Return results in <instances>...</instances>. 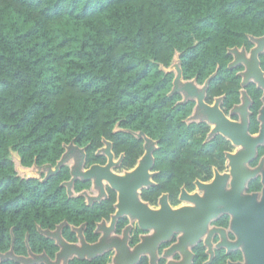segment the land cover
Instances as JSON below:
<instances>
[{
  "label": "trees",
  "instance_id": "1",
  "mask_svg": "<svg viewBox=\"0 0 264 264\" xmlns=\"http://www.w3.org/2000/svg\"><path fill=\"white\" fill-rule=\"evenodd\" d=\"M238 6V0H0V132L9 126L23 131L42 114L29 132L33 138L13 150L22 165L30 166L54 164L62 144L71 141L79 146L100 145L105 138L113 141L116 151V144L124 142L135 155L140 143L128 133L113 130L115 126L141 129L158 139L156 168L171 176L172 185L202 173L196 171L198 158L204 159V172L209 175L210 165L216 163L214 154L222 156L214 145L205 144L201 150L187 147L178 160L170 155V146L177 151L193 136L190 126L180 120L187 111L172 107L174 98L168 96L172 74L160 66L167 67L178 53L184 77L198 72L204 80L216 70L208 95L225 93L229 103V48L219 51L218 42L240 36L236 21L225 27L229 23L225 17ZM261 15L264 9L258 12V21ZM115 31L127 35L113 47L107 42ZM97 34L108 51L119 52L110 64L103 50L97 53L90 46L89 40ZM173 38L175 44L169 43ZM125 45L135 49V59L121 50ZM213 53L219 63L211 59ZM96 56L105 63L92 64ZM73 90L83 101L82 111H87L82 121H74L70 114L60 116ZM47 124L51 125L48 131L37 135ZM22 153H35V158L28 161ZM9 155L0 158V239L9 226L26 221L25 216H41V208L58 207L52 203L56 198L48 195L61 191L56 177L40 183L16 176ZM255 183L260 188L259 181ZM27 208L32 210L25 212ZM13 230L16 235L22 232Z\"/></svg>",
  "mask_w": 264,
  "mask_h": 264
},
{
  "label": "flooded vegetation",
  "instance_id": "2",
  "mask_svg": "<svg viewBox=\"0 0 264 264\" xmlns=\"http://www.w3.org/2000/svg\"><path fill=\"white\" fill-rule=\"evenodd\" d=\"M250 40L255 43V47L247 51L244 48L238 50L236 47L227 50L230 54L227 68L232 74V96L229 103L226 101L225 93L208 95L209 83L216 75V70L211 78L208 76L204 80L199 79L198 72L187 78L183 75L180 63L181 78L177 85L174 84L176 70L166 71L172 74L171 87L168 91V96L174 98L172 107L181 106L187 111L180 120L186 126H190L188 130L190 136H193L191 143L179 145L177 151L175 147L170 146V155L174 156L173 160H178L184 156L187 147L201 150L205 144L214 145V151L221 149L222 156L214 154L216 163L210 165L209 175L204 172V159L198 158L196 171L202 173L193 180L172 185L171 176H163L161 170L156 168L158 161L156 153L160 148L158 139L148 136L141 129L133 131L118 126H115L117 130L114 129L113 133L117 131L128 133L140 143L135 155L133 149L125 147L126 143H117L118 151H116L113 141L105 138H102L100 145L79 146L71 141L70 146L71 142L63 143V151L54 164L34 162L30 166H24L19 155L13 151L23 167L36 169L26 177L17 174L16 176L24 180L34 179L40 183L53 176L57 180L60 179L58 187L61 191H53L48 195L56 198L52 203L59 205L58 207H43L40 209L43 212L41 216L29 214L24 217L26 221L9 226L4 235H1L0 264H123L124 262L125 264H188L189 261H191L189 264L198 262L199 264H236L243 262V250L241 245H237V232L231 224V215L227 212L210 216L208 223L201 222L194 225L192 228L195 231L198 228V233L192 242L185 240V246L177 250L175 245L180 238L179 235H188L183 228L175 224H168L159 229L155 225L143 227L131 210H123L131 207L137 211H142L141 208L155 211L154 209L159 210L162 208L161 204H164L170 207L168 210L183 208L187 212L197 211L201 203L197 200L199 196L196 193H204V191L198 189L196 182H210L215 177V170L220 174L228 173L230 171L228 154H235L241 150H243L242 160L238 162L241 167L245 169L259 165L264 167V36L250 37ZM233 48H236V51H232ZM171 62L167 67H170ZM206 80L208 85L203 91ZM202 92H204V103L211 106L217 102L218 108L231 122L243 124L244 117L245 131L238 139H241L245 146L241 143L235 144L221 132L211 133L214 125L204 118L206 109L197 106V95ZM105 140L111 142L110 152L104 143ZM149 141L153 142L150 152L152 164L147 166L146 163L145 170L127 176L126 174L134 170L147 152L146 144L149 146ZM194 142L200 143V146L195 145ZM83 153L82 164L78 166ZM110 153H112V165L109 170L118 176L112 181L104 171ZM77 169L81 173H78ZM201 175L204 177L201 178ZM158 177L162 180L160 183L157 181ZM188 178L190 179V174ZM230 178L226 180L225 189L231 187ZM257 180L261 184L260 188L256 187ZM140 182L144 183L139 185ZM261 190L260 174L246 179L244 193L260 194ZM217 208L219 207L207 211L205 217ZM31 210L27 208L25 212ZM118 211L120 215L116 214ZM144 215L159 226H163L169 220L166 216L163 220L157 221L155 213ZM13 229L22 232L16 235ZM169 229H171L170 233L157 240L162 231ZM175 230H179V234L174 233ZM187 238L191 240L192 236ZM262 238L264 239V234ZM154 240L157 242L151 243ZM63 245L75 247L64 246L62 249ZM147 245L153 246V250H145ZM137 247L140 252L133 256V250ZM130 258L131 260L128 261Z\"/></svg>",
  "mask_w": 264,
  "mask_h": 264
},
{
  "label": "water",
  "instance_id": "3",
  "mask_svg": "<svg viewBox=\"0 0 264 264\" xmlns=\"http://www.w3.org/2000/svg\"><path fill=\"white\" fill-rule=\"evenodd\" d=\"M231 50L236 51V48H233ZM174 56L175 60L177 61V63L173 64V68L177 73L174 79V84L177 85L178 82H180L181 69L179 55L176 53ZM212 76L213 74H211L209 78H211ZM207 85L208 80L205 81L203 91L207 87ZM197 98V106L201 108L204 107L207 111V113H204V118L209 123L214 125L211 133L221 132L227 138H230L235 144L241 143L242 146H245L243 145L241 139H238V137L242 136V132L245 131V128L243 126L244 117L242 118L243 124L231 122L218 108L217 102L211 106L204 103V92L198 94ZM262 134L263 130L261 129V137ZM104 143L107 145V148H109L110 152L111 142L105 140ZM71 145L72 142L70 143V146ZM148 145L149 146H147L146 144L147 152L144 154L139 164L134 168L133 171L126 174L127 176L136 175L137 172L139 173L143 169L145 170L146 165L150 166L152 164L150 152L152 151L151 145H153V142L149 141ZM242 153L243 150L238 151L235 154H228V165L230 166V171L228 173L220 174L217 170H215V177L210 182H196L198 189H203L204 191V196L197 199H199L201 203L199 209L203 210H210L217 205H223V203L228 206V209L222 208L223 210L217 211L212 216H216L220 212H227L231 215V224H233V228L237 232V245H241L244 254L243 262H238L236 264H264V239L262 238V235L264 234V167L262 165L256 166L251 169H245L241 167L238 162L240 159L242 160ZM253 154L251 156H253ZM111 155L112 153L109 154V161L107 163V166L104 167V171L110 176V181L118 178L117 174H114L109 170L110 165H112ZM83 158L84 153L82 159L80 160V162H78V166L82 164ZM58 164H60V162H58ZM241 171L246 172L247 177L260 174L262 183V190L260 194L257 192H243L246 180L242 181L239 185L236 182V176ZM77 172L81 173L79 169H77ZM74 175L76 174L74 173ZM230 177L231 187L230 189H225L226 180H228ZM143 183L144 182H140L139 185H142ZM161 205L162 210L165 208H170L168 205ZM183 210L186 211L185 209ZM150 213L156 214L157 221L163 220L165 217L160 209L155 211L152 210ZM116 214L120 215L119 211ZM64 246L72 248L75 247L74 245H63L62 249L64 248ZM251 257L252 260H250ZM190 262L191 261H189V263Z\"/></svg>",
  "mask_w": 264,
  "mask_h": 264
},
{
  "label": "clouds",
  "instance_id": "4",
  "mask_svg": "<svg viewBox=\"0 0 264 264\" xmlns=\"http://www.w3.org/2000/svg\"><path fill=\"white\" fill-rule=\"evenodd\" d=\"M239 6L232 9L227 17H225L226 21H229L225 27H230L232 21L237 22V26L235 27V31L240 33V36H235L233 34L230 40H222L218 42V50L222 52L225 48L236 47L238 50L240 48H244L246 51L251 47H255V43L250 40V37L254 36H264V15L260 16L259 21L256 19L257 14L260 10L264 9V0H238ZM227 7V4H225ZM243 14V15H242ZM117 22L114 21L113 28H115ZM103 27V26H101ZM127 35V32L115 31L112 37L109 38L108 44H112L115 47L117 40L122 36ZM47 38V37H45ZM85 39H89L85 37ZM198 39V37H197ZM195 43V39L191 41ZM90 46L97 53L101 50L104 51L105 56L110 57L111 59L108 63H111V60H114L116 56L119 55V52L112 53L108 51L107 45L103 44L102 41H99V34L97 36H93L89 40ZM169 43L175 44V38ZM99 44V47L97 46ZM121 50H127L129 52V59H135V49L125 45ZM205 58H208L209 54H203ZM211 59L216 60L219 63V58L216 54H211ZM91 63H101L105 62L101 60L98 56L91 58ZM104 69L101 68V72ZM65 79H70V77H66ZM63 83V81H62ZM193 83H195V79L193 78ZM75 90H73V94L66 97L67 105L66 111L61 113L60 116L63 115H72L73 120H77L79 118L80 121L83 120V116L87 115V111H82L83 101L78 99L75 96ZM54 109H49L52 111ZM42 115V114H41ZM41 115H38L35 119H33L32 123L28 126V128L23 131L17 130L9 126L6 131L0 132V158H4L8 156V153L13 150H19L22 145L27 144L33 137L29 135L32 127L36 124L37 120L41 119ZM55 123V121L53 122ZM51 127L50 124H47L45 127L40 128L37 135H42L44 132L48 131ZM161 134L163 135V129H161ZM66 143V142H65ZM14 146V147H13ZM25 156V159L30 161L35 158V153H22ZM22 190V189H21ZM27 195V193H26ZM43 219V218H42Z\"/></svg>",
  "mask_w": 264,
  "mask_h": 264
},
{
  "label": "bare ground",
  "instance_id": "5",
  "mask_svg": "<svg viewBox=\"0 0 264 264\" xmlns=\"http://www.w3.org/2000/svg\"><path fill=\"white\" fill-rule=\"evenodd\" d=\"M206 111V110H205ZM241 175V177H240ZM248 177H247V173L244 172V171H241L239 174H237L236 176V182L237 184H241L242 181L246 180ZM230 181H231V178H230ZM199 197L198 198H202L204 196V193L202 192L201 194H198L196 193ZM192 198L195 199V197L192 195ZM199 201V199H197ZM196 200V201H197ZM190 207H193L191 205H188ZM184 207V206H182ZM216 207H219L217 208L216 210H214V212H212L210 215H208V217H205L206 214L208 213L207 211L209 210H203V209H198L197 211H192V212H186L183 210V208H177V209H169L168 208H165L162 210V208L160 209L162 211V214L165 215L164 218H166V216L169 217V220L166 222V224H163V226H159L158 224H155L154 222H151L150 220H148L146 217H145V213H150L151 210L148 209V208H141L142 211H137L131 207H128L126 209L128 210H123V211H129L131 210V212H133V214H135V217L138 219V221L140 222V224L143 226V227H146L147 225H155V227L157 229H159V227H164L168 224H175V225H178L180 226L181 228L184 229V232L188 235H179V240L177 241L175 247H177L176 249L178 250L179 248L181 249L183 246H185L186 243H184L185 240H188V241H191L193 240V238L195 237V235L198 233V228L197 230L195 231L192 227L198 223H201L202 221H204L203 223H208L209 222V217L212 216L214 213H216L217 211H220V210H223V209H228V206L226 204L223 203L220 204V205H217ZM214 207V208H216ZM223 208V209H222ZM213 209V208H212ZM145 212V213H144ZM124 213H128V212H124ZM133 214H130V215H133ZM208 225V224H207ZM171 229L167 230V231H162L160 234L161 235H158L157 237V240L165 237L168 233H170ZM181 230V229H179ZM179 230H175V231H179ZM189 236H192V239L190 240ZM157 240H154L152 241L151 243H156ZM153 244V246H154ZM152 246V247H153ZM152 247H148L147 245V249L145 250H150L152 249ZM153 250V249H152ZM140 250L138 249V247L133 250V253L132 255L134 256L135 253H139ZM119 259V258H118ZM118 259H116V262H118ZM131 258L128 260L130 261ZM127 261V262H128ZM125 264V262L123 263Z\"/></svg>",
  "mask_w": 264,
  "mask_h": 264
},
{
  "label": "rangeland",
  "instance_id": "6",
  "mask_svg": "<svg viewBox=\"0 0 264 264\" xmlns=\"http://www.w3.org/2000/svg\"><path fill=\"white\" fill-rule=\"evenodd\" d=\"M177 54H178V53H177ZM175 63H177V61L175 60V56H174L173 59H172V62H171L170 67H163V66H160V67H161L165 72L168 71L169 69H171V70L174 71L173 64H175ZM114 129H116V128H114ZM116 130H117V129H116ZM9 157H10L11 161H12L13 164H14V167H15L16 174H17V175H19V176H21V177H26L28 174L31 175L32 172H35L36 169H34V168H32V167H30V168H25V167H23V166L19 163V161H18V158H19V157L16 155L15 152L11 151ZM33 169H34V170H33ZM161 173H162V172H161ZM201 176H202L201 178L204 177V175H201ZM157 181L160 183L162 180L160 179V177H158V178H157ZM197 193H198V194H201V193H199V192H197ZM152 210H153V209H152ZM154 210H156V209H154ZM136 220H137V219H136ZM174 233H178V234H179L178 231H174Z\"/></svg>",
  "mask_w": 264,
  "mask_h": 264
}]
</instances>
